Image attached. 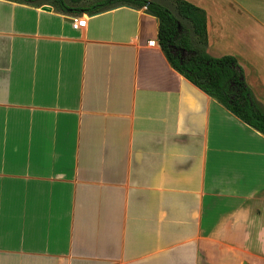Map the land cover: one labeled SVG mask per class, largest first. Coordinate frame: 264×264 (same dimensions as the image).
<instances>
[{"label": "crops", "instance_id": "crops-1", "mask_svg": "<svg viewBox=\"0 0 264 264\" xmlns=\"http://www.w3.org/2000/svg\"><path fill=\"white\" fill-rule=\"evenodd\" d=\"M187 1L264 104V0ZM158 30L146 8L0 0V264H264V134Z\"/></svg>", "mask_w": 264, "mask_h": 264}, {"label": "trees", "instance_id": "trees-1", "mask_svg": "<svg viewBox=\"0 0 264 264\" xmlns=\"http://www.w3.org/2000/svg\"><path fill=\"white\" fill-rule=\"evenodd\" d=\"M27 4L40 0H12ZM53 0L64 13H99L126 5L146 10L159 19L158 43L173 68L219 101L242 121L264 134V106L245 78V71L233 55L213 56L207 51L206 11L187 0H171L178 14L192 25L195 45L183 23L167 6L152 0ZM73 4V6H72Z\"/></svg>", "mask_w": 264, "mask_h": 264}, {"label": "rangeland", "instance_id": "rangeland-1", "mask_svg": "<svg viewBox=\"0 0 264 264\" xmlns=\"http://www.w3.org/2000/svg\"><path fill=\"white\" fill-rule=\"evenodd\" d=\"M52 1H53V0H40V1L36 2V3H39V2H52ZM152 1H157V2H159V3H161V4L165 5V6H167L168 8H170V9L174 12V14L178 17V19L183 23V26H184V28L188 31L189 36H190V38L192 39V42H193L195 45L198 44V42H197V38H196V35H195L194 32H193V28H192L191 23H190L189 21L183 19V18L178 14V11H177V9H176V6H175V4H174L171 0H152ZM254 59H255V61H259V58H257V57L254 58ZM261 104L264 106L263 103H261Z\"/></svg>", "mask_w": 264, "mask_h": 264}, {"label": "built area", "instance_id": "built-area-1", "mask_svg": "<svg viewBox=\"0 0 264 264\" xmlns=\"http://www.w3.org/2000/svg\"><path fill=\"white\" fill-rule=\"evenodd\" d=\"M87 24V18L86 17H77L76 19L73 20V28L74 29H79L81 27H84ZM152 45H155L156 42L152 41Z\"/></svg>", "mask_w": 264, "mask_h": 264}, {"label": "water", "instance_id": "water-1", "mask_svg": "<svg viewBox=\"0 0 264 264\" xmlns=\"http://www.w3.org/2000/svg\"><path fill=\"white\" fill-rule=\"evenodd\" d=\"M42 7H43V9H45V10H50V9H52V7L49 6V5H43Z\"/></svg>", "mask_w": 264, "mask_h": 264}]
</instances>
